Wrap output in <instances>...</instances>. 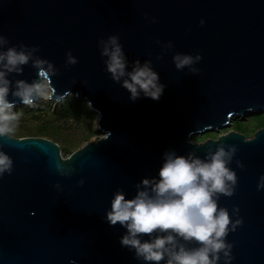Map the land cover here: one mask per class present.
<instances>
[{
	"label": "water",
	"instance_id": "95a60500",
	"mask_svg": "<svg viewBox=\"0 0 264 264\" xmlns=\"http://www.w3.org/2000/svg\"><path fill=\"white\" fill-rule=\"evenodd\" d=\"M0 35L9 46H37L34 55L58 69L51 78L56 92L90 102L102 133L68 158L46 139H0L13 161L11 175L0 178V264H139L119 244L124 229L104 222L112 193L119 188L131 198L136 183L155 176L167 150L203 158L219 144L237 149L230 164L236 190L218 201L230 217L238 208L243 221L226 237L232 264H264V190H256L264 175V128L251 138L229 131L188 143L264 113V0H0ZM109 35L119 36L129 62H152L165 85L158 101L131 102L111 81L97 49ZM168 42L170 51L162 48ZM69 51L77 64L65 67ZM176 53L200 54L192 66L198 72L177 71ZM10 79L31 82L35 69L25 66ZM58 163L74 171L60 176Z\"/></svg>",
	"mask_w": 264,
	"mask_h": 264
},
{
	"label": "clouds",
	"instance_id": "9594fccd",
	"mask_svg": "<svg viewBox=\"0 0 264 264\" xmlns=\"http://www.w3.org/2000/svg\"><path fill=\"white\" fill-rule=\"evenodd\" d=\"M150 22L156 21L153 18ZM199 25H204L203 19ZM156 43L160 45V41ZM162 48L170 51L172 43ZM97 49L104 71L128 93L131 102L141 98L160 99L165 85L160 83L150 60L129 62L118 35L98 40ZM36 53H39L37 46H9V41L0 35V139L12 140L19 127L23 112L14 111L16 100L32 108L37 100L59 104L72 97L70 91L56 92L51 78L58 74V69ZM65 57V67L77 64L70 51ZM201 58L198 53L194 56L176 53L172 63L177 71L187 68L195 75L198 69L192 66ZM29 65L35 69V79L31 82L10 79L22 75L23 68ZM85 107L91 109V103L86 102ZM95 118L99 120L98 112ZM236 151L235 145L219 144L200 158L191 152L178 155L174 150H167L162 154L155 176L136 183L131 198H126L122 189H116L103 219L109 227L118 224L124 229L120 246L132 253L139 264H232L233 244L226 242V237L243 221L238 208H232L230 217L226 208L218 206V201L221 196H233L236 190L237 176L230 167ZM12 166L11 157L0 150V178L11 175ZM242 167L237 161V168ZM55 170L63 177L74 171L65 170L59 163ZM83 184L82 179L78 181V186ZM53 187L61 190L59 183ZM256 190H264V175L258 177Z\"/></svg>",
	"mask_w": 264,
	"mask_h": 264
},
{
	"label": "rangeland",
	"instance_id": "374dc122",
	"mask_svg": "<svg viewBox=\"0 0 264 264\" xmlns=\"http://www.w3.org/2000/svg\"><path fill=\"white\" fill-rule=\"evenodd\" d=\"M86 101L71 97L62 103L39 101L35 107H15L23 115L14 138H42L55 143L60 155L68 158L73 152L91 141L102 137L97 131L96 114L85 107ZM264 128V113L247 116L245 119H234L229 128L220 132L193 136L191 141L203 143L208 139L234 131L251 138L255 131Z\"/></svg>",
	"mask_w": 264,
	"mask_h": 264
}]
</instances>
